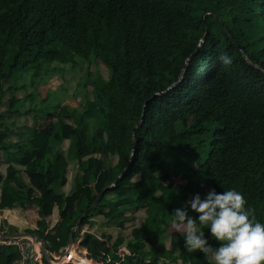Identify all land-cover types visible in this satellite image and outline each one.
Returning a JSON list of instances; mask_svg holds the SVG:
<instances>
[{
    "label": "trees",
    "instance_id": "16d2710c",
    "mask_svg": "<svg viewBox=\"0 0 264 264\" xmlns=\"http://www.w3.org/2000/svg\"><path fill=\"white\" fill-rule=\"evenodd\" d=\"M91 65L105 74L78 84L82 107L24 109L35 78ZM0 165V209L33 207L35 228L23 232L49 254L72 236L100 264H211L184 250V232L168 233L177 227L171 214L197 194L199 180L201 198L235 188L264 223V0H0ZM166 175L187 194L164 183ZM157 204L170 210L159 228L148 219L127 228L133 214ZM54 209L59 219L49 227ZM94 217L117 236L89 231ZM0 232L19 233L6 224ZM19 259L15 246L0 244V264Z\"/></svg>",
    "mask_w": 264,
    "mask_h": 264
},
{
    "label": "clouds",
    "instance_id": "9594fccd",
    "mask_svg": "<svg viewBox=\"0 0 264 264\" xmlns=\"http://www.w3.org/2000/svg\"><path fill=\"white\" fill-rule=\"evenodd\" d=\"M218 60L229 65L231 58L220 54ZM243 194L235 188L222 192L209 190L201 198L195 194L185 205L173 210V223L182 228L184 250L200 251L211 264H264V223L255 219ZM189 209L197 215L194 220ZM219 242L213 248L205 237Z\"/></svg>",
    "mask_w": 264,
    "mask_h": 264
},
{
    "label": "rangeland",
    "instance_id": "374dc122",
    "mask_svg": "<svg viewBox=\"0 0 264 264\" xmlns=\"http://www.w3.org/2000/svg\"><path fill=\"white\" fill-rule=\"evenodd\" d=\"M61 72H54L51 71L39 78H35L33 82L31 83V86H28L26 88V93L24 94L25 96L32 95L31 98L30 96L27 99L28 103L24 109H28L29 106L36 107L39 109L42 105L45 104H61V105H70V107H82L85 103V95L80 90V87H78L79 83H83L85 79H93L94 77V72L95 71H100L103 75L105 74L104 69L102 66H95L91 65L88 69V72L85 70H82L79 66H60ZM21 97V95H19ZM31 101L30 102L28 101ZM44 100V102H43ZM22 109V111H24ZM61 115V110L57 113L56 117L59 118ZM13 117H17L15 115H9L8 117L6 116L7 120L13 119ZM23 119H28V117L23 118ZM22 119V120H23ZM20 120V119H19ZM50 123V120H38L37 124L39 126H46L47 124ZM93 131V128H90L89 133L91 134ZM66 147V144L64 145ZM176 148H179L180 150L183 151H189L192 153H198L199 150L201 149L199 146H187V145H182V144H176ZM73 158V157H72ZM74 164V163H73ZM5 171V165H0V172L4 173ZM197 179L200 177V175L195 172ZM161 180L166 183L170 184L177 189H181L184 194H187V188L186 186L180 182L178 179L172 177L171 175H166L162 176ZM195 190L197 194L202 193L205 191L204 184L199 181L195 180ZM207 189V188H206ZM73 190V182H72V177L70 173L68 174V183L65 187L66 193H69ZM1 197V194H0ZM151 211V212H150ZM149 212H144L143 210L133 214L131 216V219L126 222V225L128 226V229H131L132 227H139L142 224L145 223L146 219H148V223L153 225L156 228H159V223L161 219L166 215L170 213L169 207L161 206V204H157L154 209H149ZM54 217H50L51 224L54 225ZM87 227L89 231L92 233H95L97 235H101L103 233L109 234L112 237L117 236V228L110 227L107 229L100 220L99 217H94L89 224H87ZM180 233L183 232L182 228L172 226L168 230L169 234H175V233ZM166 239V237H165ZM72 250V249H71ZM81 252H84L81 250ZM87 254V252L85 251ZM80 256H83V254H79ZM74 262L77 264H83L82 260L78 258L77 255L74 256ZM100 264V263H96Z\"/></svg>",
    "mask_w": 264,
    "mask_h": 264
},
{
    "label": "built area",
    "instance_id": "2783aa9c",
    "mask_svg": "<svg viewBox=\"0 0 264 264\" xmlns=\"http://www.w3.org/2000/svg\"><path fill=\"white\" fill-rule=\"evenodd\" d=\"M52 226L51 221H49V227ZM83 232L84 230H81L80 235ZM0 244L12 245L18 249L20 259L15 264H73L74 256H80L79 254H83L85 259L96 263L94 260L87 258L85 252H81L83 249L79 247V240L65 247L59 254L47 253V258L42 253V250L45 249L43 241L32 235L11 238L9 235L5 236L0 232ZM120 253L122 255L129 254L125 248H121Z\"/></svg>",
    "mask_w": 264,
    "mask_h": 264
},
{
    "label": "crops",
    "instance_id": "0c3cea01",
    "mask_svg": "<svg viewBox=\"0 0 264 264\" xmlns=\"http://www.w3.org/2000/svg\"><path fill=\"white\" fill-rule=\"evenodd\" d=\"M52 216L56 222L59 219L58 210L54 209ZM37 219L38 216L33 207L26 209L25 211H20L18 209H0V225L6 224L15 227L18 232H23L24 229L28 228H35Z\"/></svg>",
    "mask_w": 264,
    "mask_h": 264
},
{
    "label": "water",
    "instance_id": "95a60500",
    "mask_svg": "<svg viewBox=\"0 0 264 264\" xmlns=\"http://www.w3.org/2000/svg\"><path fill=\"white\" fill-rule=\"evenodd\" d=\"M206 32H207V31H206ZM206 32H205L204 37L206 36ZM204 37H203V38H204ZM199 47H200V45L198 46V48L196 49V51L199 49ZM140 122H141V119H140V121L136 124L135 128L133 129V138H134V136H135V130H136L137 127L140 125ZM132 151H133V150H132ZM131 158H132V153H131V156H130V159H129V162H128L126 168H125V169L122 171V173L118 176V178L115 180L114 184H115V183L117 182V180L120 179V178L125 174V172L129 169L130 164H131ZM114 184L111 185L110 188H112V187L114 186ZM103 193H104V191H103L100 195L97 196V198H96L95 201H94V206H96V205L100 202ZM77 227H78V224L75 225L74 229H76ZM29 235H30V234H27V233H24V232H19V233H12V234L9 235V237H11V238H18V237L29 236ZM72 243H73V239H72V236H70V237H69V244H68V245H71ZM42 253H43L44 257L47 258V252H46L45 249L42 250Z\"/></svg>",
    "mask_w": 264,
    "mask_h": 264
},
{
    "label": "bare ground",
    "instance_id": "6f19581e",
    "mask_svg": "<svg viewBox=\"0 0 264 264\" xmlns=\"http://www.w3.org/2000/svg\"><path fill=\"white\" fill-rule=\"evenodd\" d=\"M72 249V248H71Z\"/></svg>",
    "mask_w": 264,
    "mask_h": 264
}]
</instances>
